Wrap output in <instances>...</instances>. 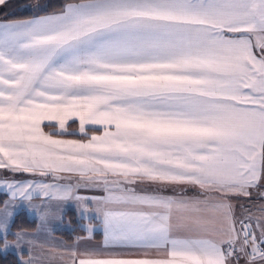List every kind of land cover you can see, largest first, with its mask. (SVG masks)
Masks as SVG:
<instances>
[{
	"label": "snow or ice",
	"instance_id": "snow-or-ice-1",
	"mask_svg": "<svg viewBox=\"0 0 264 264\" xmlns=\"http://www.w3.org/2000/svg\"><path fill=\"white\" fill-rule=\"evenodd\" d=\"M23 7L0 19V250L16 264H264V0ZM17 201L42 227L68 203L97 223L72 244L24 227L10 242Z\"/></svg>",
	"mask_w": 264,
	"mask_h": 264
},
{
	"label": "crops",
	"instance_id": "crops-1",
	"mask_svg": "<svg viewBox=\"0 0 264 264\" xmlns=\"http://www.w3.org/2000/svg\"><path fill=\"white\" fill-rule=\"evenodd\" d=\"M49 12H51V11H49ZM27 17H29V16L17 17V18H27ZM0 19H5V17H0ZM7 19H15V18H7ZM73 130L78 132V126H77V129L72 128L70 130V133L73 132ZM88 131H89V134H92L93 132H95L96 134H100L102 129H100L99 126H96L95 128L89 126ZM62 138H65V139H85V137L82 135H64ZM21 178L22 177H17V179H21ZM49 180H50V178H49ZM0 192L4 193L2 188H0ZM7 199H8V196L5 194L2 197V201L0 202V211H3V209H4L3 201H5ZM32 203L33 204H41V200L40 199H34L32 201ZM234 203L244 204V205L251 204V205H253L254 215L260 214L258 211H256V213H255V206L262 203L261 201H258L255 199L249 201V200H245V199L241 198L239 200H234ZM17 204L19 205V207H17L14 210L15 214L19 211H24L29 218L35 220L33 226H22V227H24L25 229H27L31 232H36L37 236L35 237V239L39 243L48 244V243H59L60 241H63L65 244H72L75 237L73 239H69L65 235L64 231H67V232L72 231L76 225L83 224V221H87L88 223H92L93 225H95L97 223L96 221L79 220L77 217L76 207L72 203H68L67 206L65 207L63 214H62V218L50 217L49 222L46 225V227H42L40 224L38 214L36 213V211L34 209L29 208L27 202L17 201ZM9 210L12 211L13 209L9 208ZM68 210L72 212V219L66 213ZM239 212H240V210L237 209L238 215H239ZM14 217H15V215H14ZM18 228H20V227L13 228L11 226V232L8 235V240L10 242L15 240V236L12 235V232H15ZM94 232L95 231H93V233H92V239H90L86 242L87 246L95 247V246H98L99 244L102 243V240H103L102 232H100L99 237L95 236ZM78 236H86V233L78 235ZM84 246H85V244H81V248H83ZM0 251L5 253V251H2V250H0ZM105 251H114V250L108 249ZM116 251H122L125 253L137 254L136 250H116ZM7 252H11V253L15 254V256H16V253L12 248H10ZM152 254L155 255V252H153ZM24 255H25V257H27V255H28L27 252H25ZM16 258H17V256H16ZM53 264H60V262L57 259L53 262ZM241 264H244L243 260L241 261ZM257 264H260V263L257 262Z\"/></svg>",
	"mask_w": 264,
	"mask_h": 264
},
{
	"label": "trees",
	"instance_id": "trees-1",
	"mask_svg": "<svg viewBox=\"0 0 264 264\" xmlns=\"http://www.w3.org/2000/svg\"><path fill=\"white\" fill-rule=\"evenodd\" d=\"M71 0H7V4L5 6H0V17L5 18H17V17H25L33 14V9L21 7L22 5H30L33 3H43L47 5L46 11H53L59 9L65 3L70 2ZM32 3V5H33ZM35 3V4H36ZM5 193L0 192V202L2 201V197ZM68 216L72 219V212H66ZM35 220L29 218L24 211H19L15 214V217L12 222V227H22V226H33ZM65 235L69 239H73L74 237L84 234L85 232L81 230L79 225H76L72 231H64ZM95 236L99 237L100 232L95 231ZM16 256L11 252H1L0 251V264H16Z\"/></svg>",
	"mask_w": 264,
	"mask_h": 264
},
{
	"label": "rangeland",
	"instance_id": "rangeland-1",
	"mask_svg": "<svg viewBox=\"0 0 264 264\" xmlns=\"http://www.w3.org/2000/svg\"><path fill=\"white\" fill-rule=\"evenodd\" d=\"M33 3V2H32ZM32 3L30 4V5H32ZM36 3V2H35ZM35 3H33V5H35ZM37 4V3H36ZM40 4H43V3H40ZM26 5H28V3H26ZM24 5H22L21 7H23ZM54 125H55V122H53L52 124H49L48 122H45V124L43 125V127H44V131L45 132H51V131H53L54 130ZM77 126H78V121H75V122H72V121H70L69 122V125H68V130H69V133H70V130L72 129V128H74V129H77ZM74 131V130H73ZM65 135H68V134H65ZM6 175H8L7 173H4V172H2V171H0V176H6ZM255 213H256V211H255ZM83 224H88V222L87 221H83Z\"/></svg>",
	"mask_w": 264,
	"mask_h": 264
},
{
	"label": "built area",
	"instance_id": "built-area-1",
	"mask_svg": "<svg viewBox=\"0 0 264 264\" xmlns=\"http://www.w3.org/2000/svg\"><path fill=\"white\" fill-rule=\"evenodd\" d=\"M259 262V261H258ZM260 263V262H259Z\"/></svg>",
	"mask_w": 264,
	"mask_h": 264
}]
</instances>
